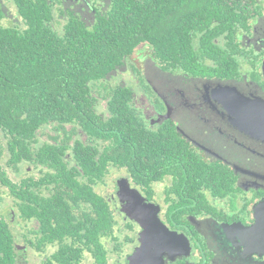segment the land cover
<instances>
[{
	"label": "flooded vegetation",
	"instance_id": "flooded-vegetation-1",
	"mask_svg": "<svg viewBox=\"0 0 264 264\" xmlns=\"http://www.w3.org/2000/svg\"><path fill=\"white\" fill-rule=\"evenodd\" d=\"M184 2L155 0L152 41H141L132 52L115 56L117 62L98 80L75 86L70 100L82 103L85 109L79 112L85 122L76 118L36 132L37 144L60 147L57 165H66L68 177L47 164L22 162L18 172L5 166L7 182L22 184L20 199L16 189L0 184V221L12 235V264H264V182L239 186V175L231 166L225 167L227 184L217 190L191 184L188 175L171 171L136 180L126 162L114 157L123 144L109 136L116 114L122 121L132 120L143 137L175 136L180 147L223 168L191 143L201 141L186 126L212 133L228 127L226 111L201 96L199 79L255 84L264 92V0H240L247 26L236 23L232 30L218 23L211 30L192 3ZM113 4L114 0H0V22L24 29L23 15L31 11L47 16L52 31L61 36L63 25L74 19L90 30ZM147 66L155 71V79L150 80ZM158 77L169 82L160 84ZM152 162L169 163L170 158L156 153ZM61 210L67 220L83 223L80 227H102L97 237L101 256L93 247L88 249L75 234L77 228L67 222L68 235L47 237V227L57 225Z\"/></svg>",
	"mask_w": 264,
	"mask_h": 264
},
{
	"label": "trees",
	"instance_id": "trees-1",
	"mask_svg": "<svg viewBox=\"0 0 264 264\" xmlns=\"http://www.w3.org/2000/svg\"><path fill=\"white\" fill-rule=\"evenodd\" d=\"M183 1L192 3L196 14L204 18V24L211 30L215 29V23L223 30H232L236 23L247 26L240 0H164V3ZM154 4L155 0H114L111 11L96 26L88 30L82 22L74 19L63 25L64 34L61 36L52 31L47 16L34 15L31 11L23 15L24 29L18 26L11 28L0 22V161L4 163L3 166L0 162V184L7 185L11 191L16 189L19 199L22 197V184L7 182L5 166L18 172L22 162H32L36 166L38 163L47 164L49 169L57 173L61 170L68 177L70 172L66 165H57L61 158L58 154L60 147L55 143L37 144L35 134L48 126L54 129L59 122L72 123L78 118L85 122L79 112L85 109L82 103L70 100L75 86L83 85L85 80H98L117 62L115 56L132 52L141 41H152L150 31ZM199 80L225 83L215 79ZM57 93L71 95L58 99ZM110 125L114 129L109 130V136L113 141L123 143L114 157L126 162L136 180H148L154 173L160 178L171 171L188 175L186 181L191 184L200 182L214 190L221 184H227L225 167L230 168V165L207 155L192 140L191 143L202 150L206 158L221 162L223 168L206 163L191 150L180 147L175 136L173 139L143 137L137 132L136 124L127 117L122 121V116L115 114ZM33 142L37 145L33 146ZM156 153H163L170 162L153 164ZM48 172L52 173L51 170ZM63 181L68 182L67 179ZM19 211L22 213L21 206ZM65 217L68 214L61 210L57 225L47 227L50 230L47 237L61 239L68 235L71 231L69 223L78 231L83 229L79 235L77 230L75 234L85 240L88 249L93 247L95 254L101 256L97 237L102 233V227L98 223L80 227L83 223L74 224ZM11 242V233L4 221H0V264L13 263Z\"/></svg>",
	"mask_w": 264,
	"mask_h": 264
},
{
	"label": "water",
	"instance_id": "water-1",
	"mask_svg": "<svg viewBox=\"0 0 264 264\" xmlns=\"http://www.w3.org/2000/svg\"><path fill=\"white\" fill-rule=\"evenodd\" d=\"M195 85L197 86V84ZM198 85L202 88L200 94L201 96L205 95V101L210 98L213 99L214 102L220 105L228 114V127H225L224 131L211 132V134L219 135L222 140L223 137H225L230 141L231 132L235 131L234 134H239L242 137L235 140L233 138V141H236V144L239 145L243 151H248L253 154L251 156L247 155L248 157H246V159L250 157H260L264 159V92L255 84L240 82L231 84L202 81ZM212 109L215 108L212 107ZM195 144L198 145L199 143ZM200 145L198 146L203 149L207 155L223 160L233 168L234 173L239 175V186L251 184V182L255 180L259 184L264 182V177L260 172L255 171L253 173L248 170L247 167H241V165L246 162V159L245 162L236 163L237 161L230 159V155L223 154L211 146H206L202 142Z\"/></svg>",
	"mask_w": 264,
	"mask_h": 264
},
{
	"label": "rangeland",
	"instance_id": "rangeland-1",
	"mask_svg": "<svg viewBox=\"0 0 264 264\" xmlns=\"http://www.w3.org/2000/svg\"><path fill=\"white\" fill-rule=\"evenodd\" d=\"M147 70L150 74V80H151V78L155 79V73H154L155 71L150 66H147ZM157 79L159 80L160 84H167L169 82V80H163V79H160V77H158ZM170 79H171V77H170ZM181 99H182L181 102L183 103L184 98H181ZM186 117L188 118V116L182 115V118L186 119ZM186 126L190 130L189 133H191L194 137H196L198 140H200L206 146H208V147L211 146V147L215 148L216 150L222 152L223 154L230 155V159H233L234 161L242 163V162H245L246 157L253 155L248 151H243L239 147V145L236 144L237 142L233 141V138L235 140V139H240L239 137H242L239 134H234L235 131L231 132V135H230L231 140L228 141L225 137H223V140H222L219 135L211 134V132H209V131H203V132L199 131V128L196 127L197 125L190 126V125L186 124ZM247 143H248V141H247ZM250 143H254V142H250ZM4 156L7 159L6 155H4ZM0 162L2 165H4L3 161H0ZM241 167H247L248 170L252 171L253 173L255 171H258L264 177V159L263 158H260V157L247 158L246 162L243 163L241 165ZM24 168H26V167L23 166V168H21V169H24ZM248 186L249 185H247L246 188H249Z\"/></svg>",
	"mask_w": 264,
	"mask_h": 264
}]
</instances>
